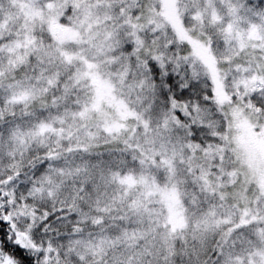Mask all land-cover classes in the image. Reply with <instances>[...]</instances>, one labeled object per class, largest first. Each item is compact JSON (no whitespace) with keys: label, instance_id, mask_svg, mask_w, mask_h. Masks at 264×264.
Segmentation results:
<instances>
[{"label":"snow or ice","instance_id":"snow-or-ice-1","mask_svg":"<svg viewBox=\"0 0 264 264\" xmlns=\"http://www.w3.org/2000/svg\"><path fill=\"white\" fill-rule=\"evenodd\" d=\"M0 264H264V0H0Z\"/></svg>","mask_w":264,"mask_h":264}]
</instances>
